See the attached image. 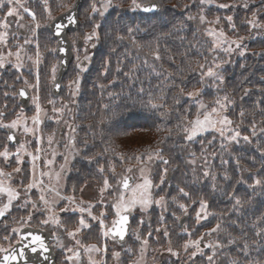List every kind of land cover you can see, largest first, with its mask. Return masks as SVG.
I'll use <instances>...</instances> for the list:
<instances>
[{"label":"rangeland","instance_id":"1","mask_svg":"<svg viewBox=\"0 0 264 264\" xmlns=\"http://www.w3.org/2000/svg\"><path fill=\"white\" fill-rule=\"evenodd\" d=\"M75 1L0 0V36H3L0 39V58L3 59L0 66V113H3L0 116V152L7 150L10 153L7 159L0 156V173L7 174L0 175V186L17 193L10 201L6 191L0 192V210H7L6 218L0 223V247L15 244L18 233L14 230L31 224L51 229L49 224H54L63 233L62 238L55 242V247L60 249L58 264H199V258L203 257L206 258L203 264H215V241L212 238L218 226L209 220L212 215L210 198L197 187L196 181L200 176L206 178L214 173L213 161L216 158L206 148L205 140L221 149L230 150L242 147L241 136H246L231 123H217L216 128L199 132L191 140L187 139L185 129L191 128L192 121L197 118L202 120L205 116L217 121L227 117L231 121L229 109L235 106V101L227 102L226 95L221 99L217 95L212 98L210 94H207V100L202 101L198 99L197 90L186 89V96L194 105L190 112L192 117L181 127L187 150L177 153L172 148L173 153L169 146L163 144L164 152L160 154L161 144L158 149L156 145L153 149L155 153L150 156L135 163L128 161L119 168L111 166L104 171L100 158L102 150L98 147L88 148L85 136H90L89 133L95 130L97 135L106 124L99 120L98 123L94 122L93 119L98 118L97 111L90 108L80 110L81 106L77 103L79 87L89 74L90 59L98 47L99 19L108 15L115 4L130 7L135 3L110 0L105 10V0H84L79 12L81 24L75 32L69 33L74 45L80 39L83 46L80 49L74 47L75 61L63 82L61 95L54 99L51 88L58 68L56 42L53 44V36L49 32L43 36L40 31L45 26L48 31V23L69 10ZM194 1H199L197 5H200L196 10L200 11L201 32L211 43V55L202 75L209 87L202 92L212 90L216 94L217 88L224 87V81L227 82L231 76L230 70L234 68L230 64L232 57L264 53V48L252 49L254 44L258 45L259 39L264 38V0ZM94 4L97 9L95 13ZM193 5L192 0L181 2L185 10ZM10 9L13 10L12 15H8ZM93 31L96 32L95 36H92ZM237 43L240 47H237ZM40 46L48 47V53ZM82 59L88 61L85 68L79 67ZM209 68L217 75L207 76ZM20 86L30 92L28 110L22 109L19 104L17 88ZM242 88L234 89L239 92ZM188 93L195 95L189 97ZM242 93L244 95L238 101L249 102L247 96L251 93ZM213 108L216 112L212 111ZM37 115L39 125L33 120ZM18 118L20 123L12 129L20 136L21 144L12 147L7 142L5 131L10 127L6 125ZM85 121L94 122L90 130L85 128L88 125ZM102 123L104 126L101 127ZM162 123L166 127L176 125L167 120ZM221 127L227 129L223 136L219 131ZM25 128L32 131H25ZM61 128L65 131L60 137ZM236 133L239 136L235 140L230 139ZM49 137L52 138L51 142ZM93 158L96 160L91 164L96 169L84 164ZM95 170L97 173L90 172ZM65 171L67 174L63 176ZM168 172L172 173L170 183L167 181ZM80 176L85 179L84 182H79ZM128 176L133 178L132 186L128 191H122L120 184ZM145 179L151 182L147 196L150 203H137L128 209L134 214L131 235L125 245H119L108 235V229L115 223L118 212L124 211L118 208L121 197L125 201L130 200L137 185L143 184ZM30 183L35 186L28 189ZM181 188L189 195H183ZM135 194L139 196V191ZM38 203L41 205L37 207ZM180 205L185 207L181 208ZM185 215L189 216V220L181 228L179 220ZM81 219L87 226L80 224ZM64 225L67 229H61ZM69 232L73 235L70 236ZM5 236L9 239L4 240Z\"/></svg>","mask_w":264,"mask_h":264},{"label":"trees","instance_id":"2","mask_svg":"<svg viewBox=\"0 0 264 264\" xmlns=\"http://www.w3.org/2000/svg\"><path fill=\"white\" fill-rule=\"evenodd\" d=\"M132 1L135 4L130 7L115 4L99 19L98 47L76 101L82 111H97L94 122L99 120L106 126L97 135L95 130L85 136L88 148L102 150L104 171L142 160L160 144V154L163 144L172 152L173 148L184 153L187 149L181 127L194 109L187 90H197L202 101L208 99L207 94L212 98L226 95L227 102L235 101L232 112L229 109L231 125L249 139L241 136L242 147L230 150L205 140L216 158L214 173L200 176L197 187L208 194L212 209L209 220L218 226L212 238L215 264H264V53L232 57L234 68L227 82L223 80L224 87L217 88L216 94L212 90L203 93L209 87L202 75L211 43L201 32L200 11L196 10L199 1L192 0L189 10L182 8V0ZM150 1L159 2L160 12L141 13L139 6ZM40 32L46 36L49 31L45 26ZM51 40L54 44V38ZM252 47L263 49L264 38ZM41 49L48 53V47ZM235 87L243 88L236 92ZM243 91L251 93L249 102L238 101ZM166 120L176 125L166 127L162 123ZM94 122L85 121V128L90 130ZM95 160L84 164L96 169L91 164ZM81 181H85L82 176ZM205 259L199 258V264Z\"/></svg>","mask_w":264,"mask_h":264},{"label":"snow or ice","instance_id":"3","mask_svg":"<svg viewBox=\"0 0 264 264\" xmlns=\"http://www.w3.org/2000/svg\"><path fill=\"white\" fill-rule=\"evenodd\" d=\"M109 3H110V0H105V4H104L105 10L107 9ZM155 7L156 6L153 5L151 8H145L144 11H153V10H155ZM223 7H227V5H223ZM25 11H28V10L25 9ZM96 11H97V9H96L95 4H94L93 5V12L95 13ZM12 14H13V10L10 9L8 12V15H12ZM100 14L103 15V12H101ZM68 19L70 22H75L74 17H72V16H69ZM203 19H204V17L202 16L201 20H203ZM228 19L231 20V17H229ZM64 27H65V25H63V24L56 25V34L60 35ZM254 27H255V25H254ZM95 35H96V32L93 31L92 36H95ZM220 36L221 37L223 36L222 32L220 33ZM0 39H3V36H0ZM87 39L90 40L91 36L88 37ZM220 43L222 44V43H224V41H220ZM237 47H240V45L238 43H237ZM60 50L63 51V49H60ZM17 58L19 59V54H18ZM85 59H87V57H85ZM2 63H3V59L0 58V66H2ZM216 67L219 68L218 65ZM206 75L211 77V76L217 75V73H214L213 69L209 68ZM77 84H78V81H77ZM20 95L23 96L24 92L21 91ZM193 95H195V94L194 93H188L189 97H191ZM217 103L219 104L220 102L217 101ZM154 107H155V105H154ZM220 107L223 108L224 105L221 104ZM37 108H38V113H39V106L38 105H37ZM212 111L216 112V109L213 108ZM2 115H3V113H0V116H2ZM33 120H34L35 124H37V125L40 124V120H39L38 115L33 117ZM18 123H20L19 118L17 120H13L11 122V124L6 125V127L15 128ZM217 123H219L220 125H226V124H230L231 121H228L227 117H223L219 121H217L215 119H211L209 116H205V118L202 120L197 118L196 120L192 121V126L190 129L189 128L185 129V131L188 134L187 139L191 140L192 137L197 135V133L204 132V131L208 130L209 128H216ZM226 130L227 129L224 127H221L219 129L222 136L224 135V132ZM25 131H32V129L25 128ZM238 136H239V133H236L235 135L230 137V139L235 140ZM51 139L52 138L49 137L50 142H51ZM243 139L245 141H247L249 138L244 137ZM13 140H14V137L9 136V141L11 142ZM38 151H39V149H38ZM9 155H10V153L7 150H5L4 152H0V156H3L5 159H7L9 157ZM33 159L35 160L36 157H33ZM17 161L19 162L18 155H17ZM165 163H167V161H165ZM16 171L19 172L20 169H16ZM207 174L208 173H205V175H207ZM0 175L7 176V174H4V173H0ZM128 181H129V178L125 177L124 181H123V187H125V188L129 187ZM256 183L259 184L260 181H257ZM34 186H35L34 184L30 183L27 187H28V189H31ZM150 186H151V182L149 180L145 179L143 184L137 185V189L134 190L133 197L130 200L125 201L123 199V197H121V203L118 205V208L123 209L126 212L129 208H131L132 206H134L137 203H140L141 205L149 204L150 200L147 198V196H148V188ZM107 187H108V182L106 180L105 181V188H107ZM2 191H6L8 193L10 201H11V199H14L17 195V193L14 190H12L10 188L5 189L2 186H0V192H2ZM136 191H139V196H137L135 194ZM180 192L185 196L189 195L188 193L184 192L183 188L180 189ZM41 199H43V196L41 197ZM45 203H47V201H45ZM157 203H159V202H157ZM237 203L239 204L240 201H237ZM203 206H204V203L202 202V207ZM5 207H7V205ZM180 207L184 208L185 206L180 205ZM119 214L120 213L118 212V215ZM0 215H3V210H0ZM94 219H95V217H94ZM126 222H127V216L126 215H120V219L116 222V224L118 226L115 228V235H118L121 238H123V236H124V225ZM44 223H47V221H45ZM80 224L82 226H87V225H85L83 219H81ZM77 231H79V229H77ZM110 231H111V229H110ZM14 232L19 234V239L15 242V244H10L9 247H7V248L0 247V253H4L2 256H0V264H20L21 261H24L26 259V257H25V250L26 249H30L31 252H33V253L39 252L43 259H45V260L47 259V257L44 255V253L47 252L48 249L45 245V242H44V239L42 236H40L38 234H33L32 232L20 233L18 229L14 230ZM69 235L72 236L73 233L69 232ZM257 235H261V233H257ZM3 239L8 240L9 237L5 236ZM229 242L231 243L232 241H229ZM195 243H197V245H198V242H195ZM185 247H187V245H185ZM247 248H248V245L245 244V249H247ZM197 250L199 251V248H197ZM209 260L211 261V257L209 258Z\"/></svg>","mask_w":264,"mask_h":264},{"label":"water","instance_id":"4","mask_svg":"<svg viewBox=\"0 0 264 264\" xmlns=\"http://www.w3.org/2000/svg\"><path fill=\"white\" fill-rule=\"evenodd\" d=\"M153 5L156 6L155 10H153V11H144L145 8H151ZM80 6H81V0H77L75 2V4L73 5V7L68 12L59 15L49 25L50 31L52 32V34L54 35V37L58 41L56 53H57V56L59 57V60H60L59 71L57 73V77H56V80H55V83H54V86H53V89H52V94H53L54 97H57L59 95L60 90H61L62 79H63L64 75L66 74V72L68 71V69L70 67V64H71V62L73 61V58H74V54H73V51H72V43L67 37V32L69 30L76 31L78 29V27L80 26L81 22H80L79 17H78ZM159 10H160V6L155 1L147 3V4H145L144 6H142L140 8V11L143 12V13H155V12H158ZM69 16L74 17V21L75 22H70L69 19H68ZM58 24L65 25V27L63 28V30H62L60 35L56 34V25H58ZM82 46H83L82 40H78L77 41V47L81 48ZM60 49H63V51H61ZM80 66L81 67L87 66L86 60H83L80 63ZM21 91L24 92L23 96L20 95ZM19 95L21 97L20 101H21L22 105L25 108L28 107L29 94H28L27 90L24 89V88L19 89ZM102 126H103V124H101V127ZM9 134H10V136L14 137V140L10 142L11 144L17 145V144L20 143V139L15 137L16 135L14 134V132L12 130H9ZM169 177H170V175L168 176V178ZM128 178H129V181H128L129 187H127V188L123 187V182H122L121 187H122L123 190H128L130 188V186H131V183H132L133 180H132L131 177H128ZM121 215H126L127 216V222L124 225V236H123V238H121L118 235H115V228L118 226L116 224V222L120 219V216L117 218L115 224L111 228V231L109 230V234H110V236L115 237L119 243L123 244V243L126 242V240L128 238V234H129V230H130L131 219H132L133 213L130 212V211H127V212L122 213ZM3 216H4V213H3V215H0V221L3 219ZM186 219H187V217H184L181 220V225H183V223L185 222ZM27 232H32L33 234H38V235L43 237L45 245H46V247L48 249V251L44 253V255L47 257V259L46 260L43 259L39 252L33 253V252H31L30 249H26L25 250L26 259L24 261H21L20 264H56L55 255H54L53 249H52V247L50 245V243L55 238V236L50 234V233H48V232L42 231L40 229H34V228H31V227H25V228H23L20 231V233H27Z\"/></svg>","mask_w":264,"mask_h":264},{"label":"flooded vegetation","instance_id":"5","mask_svg":"<svg viewBox=\"0 0 264 264\" xmlns=\"http://www.w3.org/2000/svg\"><path fill=\"white\" fill-rule=\"evenodd\" d=\"M18 89V88H17ZM65 131V130H64ZM5 133H6V137H8L7 136V129H6V131H5ZM66 174H67V171H65L64 173H63V176H66ZM68 202V201H67ZM41 204L40 203H38L37 204V207L38 206H40ZM3 212H5V217L7 216V210H3ZM53 227H55V225L53 224Z\"/></svg>","mask_w":264,"mask_h":264},{"label":"bare ground","instance_id":"6","mask_svg":"<svg viewBox=\"0 0 264 264\" xmlns=\"http://www.w3.org/2000/svg\"><path fill=\"white\" fill-rule=\"evenodd\" d=\"M82 5H83V1L81 2L80 10H81V8H82ZM80 10H79V12H80Z\"/></svg>","mask_w":264,"mask_h":264}]
</instances>
